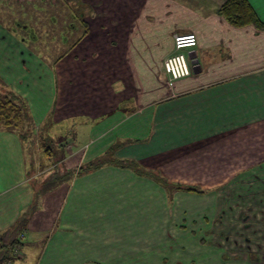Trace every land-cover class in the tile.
<instances>
[{
  "label": "crops",
  "instance_id": "obj_1",
  "mask_svg": "<svg viewBox=\"0 0 264 264\" xmlns=\"http://www.w3.org/2000/svg\"><path fill=\"white\" fill-rule=\"evenodd\" d=\"M65 1L66 39L50 47L64 49L37 66L31 98L29 74L9 77L2 59L33 126L48 121L71 147L43 155L40 137L0 127V264H147L256 198L241 181L264 174V28L228 24L217 14L226 0H83L82 11ZM248 1L264 24V0ZM186 34L199 71L169 87L163 61ZM238 212L250 230L253 216Z\"/></svg>",
  "mask_w": 264,
  "mask_h": 264
},
{
  "label": "rangeland",
  "instance_id": "obj_2",
  "mask_svg": "<svg viewBox=\"0 0 264 264\" xmlns=\"http://www.w3.org/2000/svg\"><path fill=\"white\" fill-rule=\"evenodd\" d=\"M61 2L66 8L68 7L66 1ZM37 8L38 7L34 6L31 10L32 17L29 16V29H33V35L36 38L35 41L31 43V47L29 46V98H31L30 95L34 93V87L32 84L33 80L37 84H39L36 81L35 77L38 78L39 75L42 74V68H39L37 66H41V63H46V61L49 63H54V60L61 55L64 49L60 47L58 50H55L53 52L52 48H50L52 45L51 43L53 41H59L58 37L59 35H61V32L58 31L57 33V30H62V27L60 28L59 26H57L62 22L63 19V17L59 15L61 9L59 11H56V8L58 7L53 8L50 6H46L43 8V11L40 12ZM52 38H54V40H52L51 42L50 40ZM56 44L57 43H55V45ZM67 46L69 47L68 42L66 44V47ZM188 52L189 50H184V53H186V55ZM186 59L189 65H191L190 60L187 56ZM31 121L32 123H35L32 118ZM41 123L43 124L39 127L33 126L31 137L35 138L36 141L40 137L42 142L40 143L39 141V145L41 146V152L43 155L45 153V150H43L45 148L44 146L54 148L56 150L59 142H61V146L59 147L63 146L66 149H70L71 144L69 145L63 143L64 137L59 134L60 130L58 128L50 127L48 121H41ZM55 150H53L52 152L56 153ZM59 156L61 155L59 154ZM52 165L54 166V162ZM52 175H54V172H51L49 178H51ZM250 179L252 180L250 181ZM241 184H243L241 185V190H246V187H252V190H255V192H253V194L251 195H256V198L253 197V199L250 200L244 199L243 202L239 201L241 204H236L234 210L229 209L228 204L227 208L225 209V215L222 218L221 224L217 222L216 225L215 223L210 229L211 234H209V228L205 227V229H202L200 231L195 230V232H187L180 238L178 235L177 237H174L172 241H168V244L162 246L160 252V254H162L161 256H159L160 254H156L155 260L152 262L149 261V256H147L145 258V262L147 261V264H154V262L157 260V257L159 256L158 260H161L160 264H231L224 256L219 259L218 255H215L213 247L217 250L222 246L227 252V255L233 258H252L255 261L256 257L258 256V264H264V220H260L264 218H259L261 216V213L264 214V174L257 175V178L243 177ZM233 189V187L226 188L225 191L221 194L224 197L226 196V198H229L233 195L231 194V192L234 191ZM244 196H246V194H244ZM247 206L250 207L245 208ZM236 207H239V209L242 208L243 216L244 214H248L250 217L251 215L253 217L255 216L254 218H250V222H247L250 226H252L250 230H243L245 225L242 224V222L238 221L239 209ZM251 207L252 210H249ZM220 210L221 209H219L218 207L214 208L216 219L220 215ZM249 225L246 226V228L249 227ZM223 232L225 233L223 234ZM252 232L253 234L250 236L244 235V233L250 234ZM221 233L222 236L220 237V239H216L215 235L218 236V234L221 235ZM246 238L249 239L247 240V242H244V239ZM212 241H214V244ZM250 241L252 242V244L250 243ZM204 243L205 246L210 244L208 245L210 247H199L200 244ZM216 244L219 246H217ZM251 255H254L255 257H251ZM5 264H9L8 261Z\"/></svg>",
  "mask_w": 264,
  "mask_h": 264
},
{
  "label": "flooded vegetation",
  "instance_id": "obj_3",
  "mask_svg": "<svg viewBox=\"0 0 264 264\" xmlns=\"http://www.w3.org/2000/svg\"><path fill=\"white\" fill-rule=\"evenodd\" d=\"M61 1L65 0H0V69L3 63L2 59L10 62L6 70V74L9 77L26 76V74H29V46L31 47V43L36 39L33 35V29H29V16L32 17V8L34 6L38 7L37 9L40 12H42L43 8L46 6L53 8L58 7L56 11L62 8L64 10L66 7ZM69 6L66 8L67 10L70 9ZM71 6L77 7L79 8L78 10L81 11L89 7L83 0H73ZM63 13H65V11L60 12V15L62 16ZM77 14L79 18L82 12ZM64 17L66 18V16ZM74 17L73 15L71 17L69 16V21L72 22L73 19H75ZM66 20L67 19L64 21ZM62 25L64 24L61 22L57 26L61 28ZM68 25L69 24H67V26ZM62 29L64 28L62 27ZM65 33L67 34V32H64V34L61 32V35L58 37L59 41L66 39ZM52 40H54V38L50 41L52 42ZM57 42L58 40L53 41L51 44ZM7 93L17 96L12 86L5 83L0 76V95L3 96Z\"/></svg>",
  "mask_w": 264,
  "mask_h": 264
},
{
  "label": "trees",
  "instance_id": "obj_4",
  "mask_svg": "<svg viewBox=\"0 0 264 264\" xmlns=\"http://www.w3.org/2000/svg\"><path fill=\"white\" fill-rule=\"evenodd\" d=\"M217 14L236 28L246 26H253L256 29L264 28V24L254 12L248 0H226L217 9ZM0 127L16 132L23 141L28 135L31 136V131L33 130L31 115L25 102L18 96L11 93L0 95ZM50 150V147H47L45 151L48 154ZM102 163L104 161L91 164L88 167H95Z\"/></svg>",
  "mask_w": 264,
  "mask_h": 264
},
{
  "label": "built area",
  "instance_id": "obj_5",
  "mask_svg": "<svg viewBox=\"0 0 264 264\" xmlns=\"http://www.w3.org/2000/svg\"><path fill=\"white\" fill-rule=\"evenodd\" d=\"M197 39L194 34L175 35L173 37V53L163 61V70L168 77V86L172 87L174 82L191 75V66L187 62L184 50L194 48ZM14 255L18 250H13ZM10 263V262H9Z\"/></svg>",
  "mask_w": 264,
  "mask_h": 264
},
{
  "label": "water",
  "instance_id": "obj_6",
  "mask_svg": "<svg viewBox=\"0 0 264 264\" xmlns=\"http://www.w3.org/2000/svg\"><path fill=\"white\" fill-rule=\"evenodd\" d=\"M189 60H190V64L192 66V71L193 73H196L199 71V67L197 66L196 64V60L193 59V54L192 55H189ZM198 70V71H197Z\"/></svg>",
  "mask_w": 264,
  "mask_h": 264
}]
</instances>
